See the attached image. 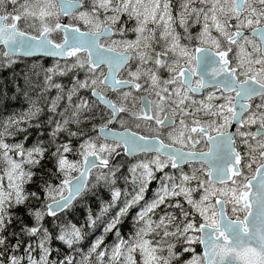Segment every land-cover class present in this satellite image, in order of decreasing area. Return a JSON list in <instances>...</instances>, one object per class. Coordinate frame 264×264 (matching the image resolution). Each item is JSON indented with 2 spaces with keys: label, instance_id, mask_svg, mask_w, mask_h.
Segmentation results:
<instances>
[{
  "label": "snow or ice",
  "instance_id": "obj_1",
  "mask_svg": "<svg viewBox=\"0 0 264 264\" xmlns=\"http://www.w3.org/2000/svg\"><path fill=\"white\" fill-rule=\"evenodd\" d=\"M0 46V264H264V0H0Z\"/></svg>",
  "mask_w": 264,
  "mask_h": 264
},
{
  "label": "trees",
  "instance_id": "obj_2",
  "mask_svg": "<svg viewBox=\"0 0 264 264\" xmlns=\"http://www.w3.org/2000/svg\"><path fill=\"white\" fill-rule=\"evenodd\" d=\"M56 36V35H54ZM0 53H2L0 51ZM74 60V58L70 61H54L51 59H45V58H32V59H24V58H19V62L17 63V65H15V69H16V73L19 74L21 69L24 68H35L40 75L37 76H33L32 79L34 82H38L39 85L41 86V88L44 85V73L41 70V66H43V68H50V67H54L56 64H59L62 68L65 65H71L72 61ZM73 71H77V70H73ZM78 74L80 78H83L85 73L84 71L78 70ZM72 77V73H68L66 76H55L54 77V81L57 83H61L63 85H66L68 87H70V78ZM24 86V80L23 79H16L13 75V72L11 70H7V71H0V93L3 94H7V96L10 97L9 100H7L6 102V108H0V119H4L7 117V115H11V114H19L22 111L26 110L28 107L27 102L25 101L23 96H20L19 99H16L15 96V89L17 87H23ZM41 89H37V91H39ZM55 95V89L51 90V96ZM33 98L35 99V94H33ZM51 98V97H49ZM146 158H150L147 156H143ZM143 157H138V158H126V160L130 163H136L137 161H140ZM69 159H72L71 154H69ZM95 171H99L94 170L93 171V176H94V172ZM122 188L123 186V182H121L120 185ZM130 189V185L128 186ZM105 197L107 198V193H104ZM93 207L95 208V202L93 203ZM64 213H61L60 216H64ZM68 220H70L72 223L77 224V226H81L83 224V220H84V216L81 215L80 212H76L74 215L72 216H68L66 217ZM52 218L51 217H46L45 219V223L47 224L48 221H51ZM50 226V225H49ZM131 228V222H127L123 228H122V232L125 236L128 235L129 233V229ZM100 231L97 230L92 236L89 237V239H94L96 235H99ZM115 239L114 236H107L105 238V243L106 244H111L113 242V240ZM53 247H60L61 250L63 252H67L68 249L63 246L62 244H60L58 241L54 242ZM86 251V248H85Z\"/></svg>",
  "mask_w": 264,
  "mask_h": 264
},
{
  "label": "flooded vegetation",
  "instance_id": "obj_3",
  "mask_svg": "<svg viewBox=\"0 0 264 264\" xmlns=\"http://www.w3.org/2000/svg\"><path fill=\"white\" fill-rule=\"evenodd\" d=\"M172 2H173V5L174 6H176V7H178V4H179V0H172ZM174 14H175V9H174ZM65 19V21H67V18H64ZM83 30V29H82ZM178 31H180L181 33H182V29H179L178 28ZM192 32H193V34L195 33V29H192ZM214 35H215V33H213ZM54 35H56V36H59V38L60 39H62V34L61 33H59V34H54ZM57 42H59V40L57 41ZM183 42V41H182ZM83 55V54H82ZM104 72L106 73L107 72V68L105 67L104 69ZM125 75V73L124 72H121V76H124ZM206 95V94H205ZM199 98H203V97H198V99ZM234 127V126H233ZM110 128H112L113 130H117V131H123L124 129H122L121 127H120V125L117 123L114 127L111 125L110 126ZM132 130L133 131H139V130H137V129H135V128H132ZM141 134H144L143 132H141ZM200 149H202V150H204V151H206L207 150V148H206V146L205 145H200ZM151 155L152 154H143V155H140L139 157H143V156H147V157H151ZM138 158V157H137ZM184 169H185V171H188L190 168L187 166V165H185L184 166ZM193 184H194V182H193ZM153 187H154V185H153ZM151 195H152V192H151V189H150V191H149V193H148V197L150 198L151 197ZM229 209H230V207H229Z\"/></svg>",
  "mask_w": 264,
  "mask_h": 264
},
{
  "label": "water",
  "instance_id": "obj_4",
  "mask_svg": "<svg viewBox=\"0 0 264 264\" xmlns=\"http://www.w3.org/2000/svg\"><path fill=\"white\" fill-rule=\"evenodd\" d=\"M62 36H63V33H62ZM0 48L3 49L2 46H0ZM19 58H24V59H32V58H46V59H53V60H58V61H66V60H70L71 58H61V57H50V56H41V55H38V56H27V57H24V56H21ZM111 125H109L110 127ZM113 130V129H112ZM113 131H116V132H120V131H117V130H113ZM142 154H137L135 157L137 156H140ZM135 157H128V158H135ZM60 214V213H59ZM201 249H202V246H200Z\"/></svg>",
  "mask_w": 264,
  "mask_h": 264
},
{
  "label": "rangeland",
  "instance_id": "obj_5",
  "mask_svg": "<svg viewBox=\"0 0 264 264\" xmlns=\"http://www.w3.org/2000/svg\"><path fill=\"white\" fill-rule=\"evenodd\" d=\"M150 158H151V157H150ZM145 159H147V158H146V157H143L141 160H145ZM133 164H134V163H133ZM190 171H191V169L188 170V172H190ZM96 172H97V171L94 172V176H95ZM194 183H195V182H194ZM194 195H198V194H194ZM229 207H231V206H229ZM233 218H234V217H233ZM193 247H195V248L197 249L198 252L201 251V247H200L199 244L193 245Z\"/></svg>",
  "mask_w": 264,
  "mask_h": 264
}]
</instances>
